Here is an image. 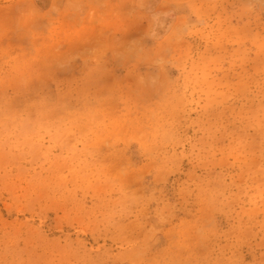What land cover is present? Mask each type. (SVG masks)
Wrapping results in <instances>:
<instances>
[{"label":"rangeland","instance_id":"374dc122","mask_svg":"<svg viewBox=\"0 0 264 264\" xmlns=\"http://www.w3.org/2000/svg\"><path fill=\"white\" fill-rule=\"evenodd\" d=\"M157 2L166 6L160 13L165 24L176 17L165 44L175 49L178 67L170 68L172 82L145 92L135 73L151 71L147 63L119 69V82L104 76L114 64L111 50L123 51L147 31L141 0H0V21L39 23L25 45L0 41V264H232L261 258L259 0ZM53 5L50 18L31 14ZM185 12L203 24L178 42ZM217 42L230 51L204 55ZM68 54L75 59L59 68L50 85L57 102L20 104L19 94L41 67ZM125 149L141 162L136 172L121 170ZM157 173H167V183H157ZM154 188L169 197L181 192V213L149 242L155 198L161 196ZM159 210L167 211L163 203Z\"/></svg>","mask_w":264,"mask_h":264},{"label":"snow or ice","instance_id":"6c2138e0","mask_svg":"<svg viewBox=\"0 0 264 264\" xmlns=\"http://www.w3.org/2000/svg\"><path fill=\"white\" fill-rule=\"evenodd\" d=\"M155 5V6H154ZM259 6L262 14H264V0H259ZM78 7V5H77ZM139 7L145 11L147 17L146 28L147 31L143 36H135L130 40L127 47L123 51L111 50V56L114 60L112 67H105L104 76H110L114 81L119 82L122 79V75L118 70L124 67L132 69L133 65L137 63H147L151 71L146 73H135V84L137 87L144 89L145 92L155 91L157 86L163 82H172L170 80V68L178 67L176 62L172 59L175 55V49L172 47L171 42L165 44V41L172 35L173 27L176 24V17L174 16L172 21L165 24L162 20L160 13L164 11V5H161L157 0H141ZM191 5H179L178 8L187 9ZM246 7H256L254 4L246 5ZM56 12V6L53 5L47 13H41L36 9H32L31 14L49 18ZM144 20V19H143ZM182 28L176 33V41L183 42L187 37L194 35L200 30V25L203 24V20L195 17L193 13L185 12L183 18L179 21ZM39 30L38 21H32L28 23L25 19L20 18L16 20L0 21V41L7 43H15L18 46L25 45L27 41L31 40L32 34ZM238 38V37H236ZM234 39V38H229ZM101 55H104L108 50H100ZM230 49H225L222 44L217 42L216 44L209 43L204 55L207 57H220ZM75 56L72 54L64 55L60 57L53 65L43 66L39 70V75L35 80L27 85L26 91L20 95V104H54L57 102L55 96L52 95V89L50 87L53 82L52 77L59 70L72 63ZM102 83L107 84V81L102 80ZM115 85H111L114 87ZM8 98H14L11 91H6ZM126 155H122L118 163L121 170L125 173L136 172L141 167V162L134 159L133 155L124 150ZM167 173H157V183H167ZM155 191H160L161 196L156 197L157 204V221L152 229L149 231L151 235L148 237L149 242L156 239V233L166 227L169 223H174V218H178L181 213V192L173 193L172 197H169L164 189L154 188ZM163 203L166 212L161 213L159 205ZM206 238V237H203ZM162 264V262H158ZM182 264H193L191 261L182 262ZM195 264H217L212 260H203L195 262ZM232 264H264V251L261 253V258L258 261H243L235 260Z\"/></svg>","mask_w":264,"mask_h":264}]
</instances>
